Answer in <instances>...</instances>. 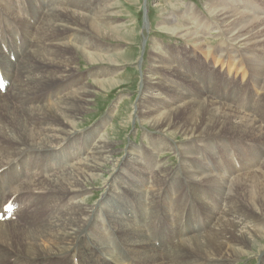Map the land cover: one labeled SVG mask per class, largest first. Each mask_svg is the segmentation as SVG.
I'll return each mask as SVG.
<instances>
[{"label":"bare ground","instance_id":"obj_1","mask_svg":"<svg viewBox=\"0 0 264 264\" xmlns=\"http://www.w3.org/2000/svg\"><path fill=\"white\" fill-rule=\"evenodd\" d=\"M26 1L27 10L19 9L22 0H0V71L8 86L0 91V264H235L249 250L264 253L258 240L264 235V191L254 193L264 190L263 169L251 159L245 172L223 173L214 160L217 143L224 156L231 152L227 138L263 149L264 124L253 110L221 101L207 64L209 58L226 63L229 74L237 67L246 82L232 93L257 88L264 108V0H252L248 10L240 7L251 0L212 1L208 7L217 23H205L191 10L198 31L225 38L217 50L203 52L211 54L202 64L209 76L186 60L155 59L164 76L148 72L137 108L141 123L186 143L175 147L159 135L150 140V157L128 150L124 162L114 159L113 145L101 135L107 118L89 133L80 131L95 86L85 84L75 67L77 53L89 64L111 66L101 76L126 64V53L117 49L105 56L98 46L101 40H127L112 17L113 5L35 0L43 5L41 14L33 0ZM176 21L166 18L161 27L186 38L198 34H184ZM167 150L181 158L177 169L158 161ZM103 179L106 192L91 205L88 188ZM214 193L223 197L222 208Z\"/></svg>","mask_w":264,"mask_h":264},{"label":"rangeland","instance_id":"obj_2","mask_svg":"<svg viewBox=\"0 0 264 264\" xmlns=\"http://www.w3.org/2000/svg\"><path fill=\"white\" fill-rule=\"evenodd\" d=\"M14 1L16 3L19 2V0ZM96 1L100 3L102 0ZM212 1L218 0H108V2H111L110 4L113 5L114 14L112 17L116 23L121 26L123 37L125 36L127 40L122 42L118 40L117 42L112 40H101L98 46L107 51L103 52L105 56L116 55L115 52L117 49L122 51V53H126V64L121 63L118 68H113L117 71H109L107 75L101 76L98 75V73L111 69V66L105 63H103V65L89 64L85 55L80 53L75 54V67L78 71V77L82 78L85 84L91 83L95 86V89H93L94 94L91 97L92 103L79 121L81 124L80 131L85 134L89 133L107 118V123L101 131V135L104 138L106 137L108 142L113 145V149L116 152L114 156L115 160L124 162L128 150L137 151L139 155L141 154L144 158L150 157V140L151 138H159L160 134L157 131L150 128L149 125L141 123L140 120H137V115L140 114L137 108H141L143 105L141 99L144 94L143 79L149 74L148 72L150 70L154 71V74L158 73L157 76L159 75L160 78L164 76V73L160 72L161 69H157L158 67L153 64L155 59L161 60L164 63L171 60V56L174 57L173 62H175L174 60H186L185 64L187 63L188 66H202L203 75L206 77L209 76V71H212V78H217L219 81L216 92L224 96L221 97V101L231 103L238 110L249 112L253 110L264 124V108L260 105L259 94L261 93L257 91V88H251L250 91L247 90L248 92L242 90L237 93H232L235 90V86L237 87V85L240 86L241 84L240 87H243L246 82L240 79L239 75H236L237 67H231L232 72L229 74L226 63V66L223 67L220 63L216 64L211 62L209 58L207 59V64L210 65L209 71L203 68V65H206V57L211 55H207V53H205V55L203 52H208L209 47V50H213L214 48V50H217L222 46L221 44L225 42V38L214 31L204 35L202 30L198 31L196 29V25H194L189 18H191V10L194 9L198 15L200 14V17L205 23H210L211 21L217 23L218 20L211 14V10L208 7V3ZM234 2H237V0H234ZM30 3L36 5L35 7L39 9V13L43 11L41 7L43 5L37 4L35 0ZM31 4H29L30 8L32 7ZM239 4L241 5L240 2H238V5ZM45 5H47V3ZM252 5L253 3L249 6H241L240 9L248 10ZM22 7L27 10L28 2L26 0H22V2L19 3V9ZM260 8H263V12L264 7L260 6ZM76 11L78 10L76 9ZM42 13L43 12H41V14ZM31 14L26 13L25 19L34 25ZM166 18L169 20H178V22H176L180 30L183 29L185 31L184 34L188 29H190L188 30L190 33L195 31L198 34L192 38L181 37V35L177 36V34L173 33L169 28L161 27L163 20ZM13 22L21 28L23 33V25L18 21L13 20ZM102 31H104V29ZM30 41L32 40L30 39ZM26 42L27 40H25V43ZM234 49L235 52L241 50L238 49V47H234ZM89 51L92 52L93 48L89 49ZM261 51L264 54V50ZM186 73H189L188 68H186ZM95 81L104 82L105 86L100 89V86L98 87ZM59 86L60 85L57 83L51 90H55ZM207 86H209V84L207 85L205 83V85H201V88L206 90ZM166 98H168L167 95ZM162 136L169 140L173 146L176 144V146H181V144L186 143L185 138L178 134L170 136V138L167 135L168 138L164 135H160V138H163ZM227 141L229 143V149H231V152L227 156H224V147L220 146L219 143L214 147V152L218 156V158L214 160H216L220 171L223 173H231L232 170H234L243 173L245 172V168L250 167V165L246 163H248L247 160L251 159L255 160V162L258 161V163H255V167L261 170L263 169L264 171V157H262L264 156V152H262L264 148L255 147L251 142L249 143L252 146L247 143H242L241 145V143L230 141L229 138H227ZM227 153L226 151V154ZM157 158L166 168L177 169L181 164V158L178 157L174 151L167 150L165 153H161L159 157L157 156ZM208 165L212 168L214 164L212 162ZM110 168L112 169V167ZM148 172H150V170H148ZM111 174L110 172L106 174L105 177L107 176L109 179L112 177ZM260 177L264 179V176L261 174ZM261 181L262 180H260V183ZM102 182H104V179L98 180L88 188L89 192L87 196L89 198L91 197L90 199L88 198V203H91V205L98 203L106 192L103 190L104 184ZM258 185L259 189L263 187V185ZM263 191L264 190L258 191L255 189L254 193L258 194V192L260 193ZM214 197L215 199L213 201L216 202L218 208H222V204H224L223 197L215 193ZM198 210L200 213H204V210L200 208H198ZM171 227L172 224L169 221L165 223L166 229H170ZM258 240L261 241L259 242L264 247V235L262 240ZM261 255L264 256V253L259 254L257 248L249 250V255L237 260L235 264H261Z\"/></svg>","mask_w":264,"mask_h":264}]
</instances>
